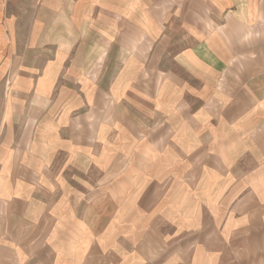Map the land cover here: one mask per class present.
<instances>
[{
  "label": "crops",
  "instance_id": "crops-1",
  "mask_svg": "<svg viewBox=\"0 0 264 264\" xmlns=\"http://www.w3.org/2000/svg\"><path fill=\"white\" fill-rule=\"evenodd\" d=\"M0 264H264V0H0Z\"/></svg>",
  "mask_w": 264,
  "mask_h": 264
}]
</instances>
